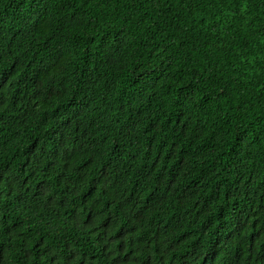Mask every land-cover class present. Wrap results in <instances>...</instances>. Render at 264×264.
<instances>
[{
	"label": "trees",
	"instance_id": "obj_1",
	"mask_svg": "<svg viewBox=\"0 0 264 264\" xmlns=\"http://www.w3.org/2000/svg\"><path fill=\"white\" fill-rule=\"evenodd\" d=\"M0 264H264V0H0Z\"/></svg>",
	"mask_w": 264,
	"mask_h": 264
}]
</instances>
